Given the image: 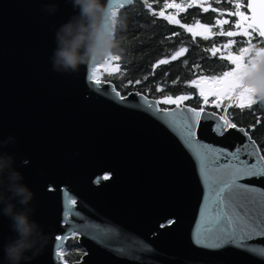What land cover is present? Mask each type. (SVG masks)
I'll use <instances>...</instances> for the list:
<instances>
[{
    "label": "water",
    "instance_id": "95a60500",
    "mask_svg": "<svg viewBox=\"0 0 264 264\" xmlns=\"http://www.w3.org/2000/svg\"><path fill=\"white\" fill-rule=\"evenodd\" d=\"M45 4L58 10L49 15L41 11ZM75 14L71 0H0V142L16 138L0 152L15 157V169L35 194L32 218L47 236L30 264H264V236L229 240L242 233L221 222L230 202L217 207L228 190L219 197L216 191L237 165L221 153L249 145L243 127L221 135L217 112L203 109L196 122L183 110L201 109H162L136 91L121 96L111 82L97 85L93 68L53 72L55 29ZM251 140L257 156L241 151L239 159L258 164V171L264 161ZM237 183L264 193L259 175ZM65 192L76 200L70 223ZM10 223L0 215V264H7L3 247L16 236ZM71 233L84 252L67 263L57 252Z\"/></svg>",
    "mask_w": 264,
    "mask_h": 264
},
{
    "label": "trees",
    "instance_id": "16d2710c",
    "mask_svg": "<svg viewBox=\"0 0 264 264\" xmlns=\"http://www.w3.org/2000/svg\"><path fill=\"white\" fill-rule=\"evenodd\" d=\"M217 1L211 4L214 0H198L197 3L196 0H133L131 5L116 8L117 15L127 24L126 29L118 33L122 38L123 55L119 61L109 60L108 63L119 65V70L97 71L98 79L113 83L121 96L136 91L156 99L160 108L172 107V104L160 102L159 98L184 94L188 97L183 105L219 114L225 109L227 119L243 127L264 155V102L254 97L250 108H239L234 103L217 110L208 103H201L191 84L203 76L229 71L232 63L226 59L227 53L239 55L240 47L264 48V39L258 35H252L249 43L247 36L227 37L218 33L215 18L220 17V12L215 9L225 8V5ZM192 23L208 27L210 33H190L187 26ZM229 41L234 42L228 49L213 55L212 48L222 47ZM173 56L176 59H172ZM161 60L168 63L161 64ZM76 239L69 238L64 247L62 259L67 263L79 260L84 252Z\"/></svg>",
    "mask_w": 264,
    "mask_h": 264
},
{
    "label": "clouds",
    "instance_id": "9594fccd",
    "mask_svg": "<svg viewBox=\"0 0 264 264\" xmlns=\"http://www.w3.org/2000/svg\"><path fill=\"white\" fill-rule=\"evenodd\" d=\"M71 5L77 14L55 29L56 47L50 57L53 72L75 73L81 66L94 68L123 55L118 33L126 29V20L114 12L109 0H71ZM57 10L56 4H45L41 9L49 15ZM258 50L254 46L245 59L238 91L250 90L255 99L264 102V53ZM15 143L16 138L10 135L0 142V148ZM14 163L13 155L0 152V215L9 218L10 229L16 234L3 247L4 259L7 264H30L42 254L47 236L32 218L35 194L23 183L24 175L15 169ZM17 205L22 207L18 209Z\"/></svg>",
    "mask_w": 264,
    "mask_h": 264
},
{
    "label": "snow or ice",
    "instance_id": "6c2138e0",
    "mask_svg": "<svg viewBox=\"0 0 264 264\" xmlns=\"http://www.w3.org/2000/svg\"><path fill=\"white\" fill-rule=\"evenodd\" d=\"M125 2L129 5L133 3V0H125ZM147 2V0H145ZM109 6L114 10L111 0H109ZM240 3H236V11L234 13L235 16L239 17V20L235 23L236 31H227L221 32V35H226L227 37H235V36H247L249 37V43L251 42L252 33H256L259 37H264V0H248L247 8L250 9L251 15H246L244 12L240 11L241 8ZM120 7H124L123 4ZM148 7L151 8V5L148 4ZM178 7V6H177ZM163 15V13H161ZM232 15V13H229ZM179 23V21H176ZM218 24H228V20L217 21ZM183 27V25H182ZM203 27V26H201ZM251 29V32L249 31ZM189 31H194L192 28L188 29ZM203 32H209L207 28L203 29ZM194 34H196L194 32ZM234 41H229L228 44H225L224 47L228 48ZM253 48L251 47H240L238 49L239 55L229 54L226 59L230 60L231 63L235 66L232 71L224 72L222 77H214L213 79H202L199 81H192L200 91V95L204 97L205 104L208 103L209 96H215L216 107L220 108L221 101L223 99H235L237 101V107H251L254 103L253 95L250 90L242 89L238 91L240 87V70L245 66V57L252 52ZM213 55L216 54L218 49H211ZM258 53H264V48H259ZM177 56L180 53L176 54ZM120 56L112 57L110 60L119 61ZM172 59H176V56H173ZM109 60L104 64L107 65ZM161 64L168 63L166 60H161ZM116 70H119V65L116 66ZM99 71V67L93 69V73L95 74ZM111 75V73H109ZM95 83L99 85L101 81L99 79L95 80ZM159 90V89H158ZM187 99V97H177L176 100H172L171 98H165L163 103L171 104L176 103L179 104L180 101ZM151 107V105H149ZM166 111V110H165ZM184 112H191V116L184 117L186 120H192L198 122L201 118L200 111H192L191 109H184ZM206 116H214L215 113H206ZM222 117L217 119L216 131L219 134H223V130L227 128H237V124L231 123L228 120H223V124L220 123ZM188 136L189 138H194V132L192 129L195 127V124H188ZM239 131L244 133L245 136H248L249 145L245 146L243 149H237L236 152L230 154L222 155L230 156L232 160L237 162L236 167L230 171L231 179L230 181L224 182V186L216 191V195L219 197L221 193L228 190V195L218 200L217 207H221L224 203V200H228V212L223 215L222 224L225 228H228L233 223H235L237 229L242 235H237L236 232H232L231 235L228 236V239H250L254 236L260 235L264 236V193H260L259 195L254 194V189H249L243 184H238L237 181L241 179L245 175L252 176H261L264 177V168L258 169V164H248L245 161H241L239 159L241 151L248 152L250 156H257V150L254 148V142H252L251 137L248 135V132L244 128H239ZM253 147V150L249 152V147ZM259 161H264V155L259 156ZM104 179H108L107 176ZM66 205H65V213L64 218L66 222H69V217L75 215L73 206L76 204V200L73 199L67 192L64 193ZM208 230L212 231V226H208ZM62 237L57 236L56 240L60 241ZM59 247V246H58ZM57 255H60V252H57Z\"/></svg>",
    "mask_w": 264,
    "mask_h": 264
},
{
    "label": "rangeland",
    "instance_id": "374dc122",
    "mask_svg": "<svg viewBox=\"0 0 264 264\" xmlns=\"http://www.w3.org/2000/svg\"><path fill=\"white\" fill-rule=\"evenodd\" d=\"M197 1L198 0H196V3H197ZM195 28L193 29L194 30V32L196 33V34H209L210 32H203V29L204 28H207L208 30H209V28L208 27H206V26H203V25H201V24H195ZM201 26H203V27H201ZM194 32H193V34H194ZM249 38V37H248ZM226 44H228V43H226ZM225 45V44H224ZM224 45L222 46V47H215L216 49H218V51L217 52H222L223 51V49L225 48L224 47ZM229 48V47H228ZM228 48H226V49H228ZM229 55V53H227V56ZM247 58V56L245 57V59ZM97 67H99V71L101 72V71H109V72H114L115 70H116V67L115 66H112V65H109V64H107V65H105V64H101V65H97L96 66V68ZM234 65L232 64V67H231V69L229 70V71H232L233 69H234ZM95 68V67H94ZM93 68V69H94ZM228 72V71H227ZM98 74H99V72H96L95 74L93 73V79L94 80H96V79H98L99 77H98ZM224 74V73H223ZM223 74H220V75H216V76H203V77H201V78H198L197 80H194V81H199V80H202V79H213L214 77H222L223 76ZM100 80V79H99ZM100 81H102V80H100ZM194 87H195V89H196V91H197V93H198V95H199V97H200V99H201V103H205L204 102V97L203 96H201L200 95V91H199V88L195 85V84H193V83H191ZM181 96H183V97H188L187 95H184V94H178V95H176V96H173V97H171V99L172 100H176L177 99V97H181ZM170 97H165V98H170ZM254 98V97H253ZM160 102H163L164 101V99L163 98H159L158 99ZM216 100H217V98L215 97V96H209L208 97V104H210L211 106H214L217 110H218V108L216 107ZM223 102H222V107H225V106H228L229 104H234V103H237V101L235 100V99H223L222 100ZM185 103V99L184 100H182V101H180L179 102V104H176V103H171L172 104V107H168V108H162V109H172V108H174V107H177V106H182L183 104ZM174 106V107H173ZM221 107V108H222ZM71 237H75V238H77V234L76 233H71L70 234V236L67 238V241H66V243L68 242V239L69 238H71ZM74 241H77V239L76 240H74ZM66 245V244H65ZM65 245L60 249V253H61V257H62V254L64 253V247H65ZM80 247V246H79ZM83 250V249H82Z\"/></svg>",
    "mask_w": 264,
    "mask_h": 264
},
{
    "label": "flooded vegetation",
    "instance_id": "af4514ba",
    "mask_svg": "<svg viewBox=\"0 0 264 264\" xmlns=\"http://www.w3.org/2000/svg\"><path fill=\"white\" fill-rule=\"evenodd\" d=\"M194 0H189V2H193ZM220 3H224L225 8H219V9H215L218 10L220 12V17L215 18V21H221V20H228L229 23L228 24H218L219 28L218 33L223 32H227V31H236L237 29L235 28V23L236 21L239 20V17L235 16L234 13L236 11V3H240L242 6L240 8V11L244 12L246 15H251V12L249 11V9L247 8V4H248V0H219ZM218 3L217 0H214V2H212L211 4L214 3ZM190 6V5H189ZM229 13H232V15H229ZM195 24H189L187 26V29L189 28H193ZM249 31L251 32V29H249ZM194 31H190V33H193ZM252 35H257L256 33H252ZM224 37V36H223Z\"/></svg>",
    "mask_w": 264,
    "mask_h": 264
},
{
    "label": "built area",
    "instance_id": "2783aa9c",
    "mask_svg": "<svg viewBox=\"0 0 264 264\" xmlns=\"http://www.w3.org/2000/svg\"><path fill=\"white\" fill-rule=\"evenodd\" d=\"M222 102L223 101H221L220 103H221V106H220V108H218V110H221V107H222ZM216 104V103H215ZM227 106H225V108H226ZM221 117L223 118V119H225V120H227V116H226V114H225V109L224 110H222V112H221Z\"/></svg>",
    "mask_w": 264,
    "mask_h": 264
}]
</instances>
